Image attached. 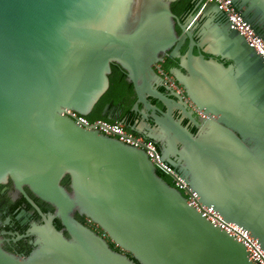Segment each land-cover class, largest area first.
Masks as SVG:
<instances>
[{
	"label": "water",
	"instance_id": "1",
	"mask_svg": "<svg viewBox=\"0 0 264 264\" xmlns=\"http://www.w3.org/2000/svg\"><path fill=\"white\" fill-rule=\"evenodd\" d=\"M176 1L0 0V183L10 179L43 221L25 234L36 236L27 256L0 238V264H254L243 242L158 174L145 148L68 114L93 111L112 63L137 97L141 119L131 130L158 144L202 206L247 229L264 250V56L219 18L216 2L199 0L181 19ZM232 2L264 39V0ZM163 53L179 61L170 74L200 120L159 89ZM116 108L106 104L103 115ZM66 174L72 192L61 184ZM25 185L55 210L44 213Z\"/></svg>",
	"mask_w": 264,
	"mask_h": 264
},
{
	"label": "flooded vegetation",
	"instance_id": "2",
	"mask_svg": "<svg viewBox=\"0 0 264 264\" xmlns=\"http://www.w3.org/2000/svg\"><path fill=\"white\" fill-rule=\"evenodd\" d=\"M198 1L199 0H191L192 5L190 6L189 9H187L184 12L182 11L179 12V8L177 6L174 7L175 9L172 6L173 12L181 19H186L188 15H190V13L193 11L195 4ZM219 18L224 21L227 19V15L226 14L220 15ZM197 20H200L199 15L197 17ZM177 30L180 31L178 27ZM194 52L197 53L196 48L194 49ZM161 56L163 57V60L159 62L157 65V71L163 74V79L160 82L159 89L165 95H167L171 100L180 103L182 108L184 107L187 112H191V114L197 120H200L201 114L196 109L195 105L187 97L184 87L176 80V78L172 74H170V70L172 68H180L179 61L177 59L170 58L168 53H163L161 54ZM205 56L210 57V55L208 54H205ZM219 60L223 61L226 66H228L229 63L231 62L226 59L224 60L219 59ZM181 70L186 73L184 69ZM124 72L127 78V73L125 70ZM131 88L132 89H127L126 92H124V94L121 95V99L118 100V102H114V100H111L106 103L109 104L110 107L117 106V108L114 112L111 111V109H109L107 114L104 116L111 117L110 119L108 118L109 120H120L124 125L128 124L130 126L135 122L140 121L141 115L137 111L133 110L134 103L137 99L133 88V84L131 85ZM152 101L156 103L162 110L165 111L167 109V107L164 106L161 102L155 99H153ZM182 108H175L174 113L176 118L183 117L184 124L189 123V128L192 131L196 132L197 131L196 126L192 122H190L188 118H185L183 116ZM102 115H103V111H102ZM150 122L152 125H154L152 118H150ZM70 182H71L70 176L68 174H66L61 180V184L65 186V188L69 192H72ZM24 189L44 213H48L55 210L54 206L51 203L35 195L26 185L24 186ZM76 212L77 211L75 210L73 214L78 220L85 223L86 225H89L97 233L103 234V231L99 226H97L95 223L90 221L84 215H80L78 213V216H76ZM34 222H36L37 224L43 223L42 217L39 214V210L36 207H34L32 203L29 202V200L26 198L23 192L16 189V187L14 186L13 182L10 179L6 183H0V238H2L3 240L2 242L3 248L8 252L19 256L29 255L35 247L34 241L36 236L34 235L26 236L25 234L29 232ZM54 223L58 227V229L62 228L59 219H56ZM65 233L67 236H69L67 232ZM19 235H24V236L20 239H15ZM109 242L112 246V242L111 241ZM113 246L114 249H118L115 245Z\"/></svg>",
	"mask_w": 264,
	"mask_h": 264
},
{
	"label": "built area",
	"instance_id": "3",
	"mask_svg": "<svg viewBox=\"0 0 264 264\" xmlns=\"http://www.w3.org/2000/svg\"><path fill=\"white\" fill-rule=\"evenodd\" d=\"M209 2H216L227 15V18L232 23V26L240 31L247 41L252 44L256 50L264 56V39L260 37L255 28L247 23L241 11L232 2V0H207ZM68 114L73 117L77 123L85 127L98 128L101 132L109 136L119 138L121 141L137 147L145 148L152 161L164 172L172 177L175 185L179 187L188 197L189 203L196 206L203 211L204 215L214 224L221 226L230 234L234 235L238 240L243 242L248 251L251 260L254 264H264V250L261 248L258 240L254 238L251 233L236 223L225 222L222 216L213 209L201 205L198 200V194L194 191L188 183L176 172V169L161 157L158 144L146 138L142 134L135 133L129 129L122 122H112L107 119L91 120L88 116L80 114L74 110H68Z\"/></svg>",
	"mask_w": 264,
	"mask_h": 264
},
{
	"label": "trees",
	"instance_id": "4",
	"mask_svg": "<svg viewBox=\"0 0 264 264\" xmlns=\"http://www.w3.org/2000/svg\"><path fill=\"white\" fill-rule=\"evenodd\" d=\"M191 5H192L191 0H178L172 4L173 8L175 6L179 8V12L186 11L187 9L190 8ZM111 67H112V72L109 74L110 86L107 89V91L104 93V95L100 98V100L96 103L95 107L93 108V111L88 115V118L91 120L100 119V118L109 120L107 116L102 115V111L106 103L111 100H114V102H118V100L121 99V95H123L127 89H132L131 88L132 84L126 78L124 69L119 64L116 63H112ZM110 121L121 122L120 120H110ZM125 126L127 127V129L131 130L130 125L125 124ZM157 172L168 183L175 185L172 177L168 173L164 172L160 168L157 169ZM76 216H78V212H76ZM113 245L114 244L112 243V247H114Z\"/></svg>",
	"mask_w": 264,
	"mask_h": 264
}]
</instances>
